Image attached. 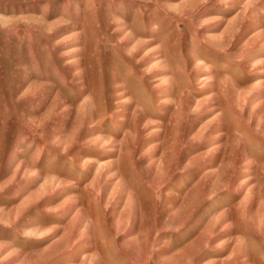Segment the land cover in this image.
Instances as JSON below:
<instances>
[{
	"label": "rangeland",
	"instance_id": "1",
	"mask_svg": "<svg viewBox=\"0 0 264 264\" xmlns=\"http://www.w3.org/2000/svg\"><path fill=\"white\" fill-rule=\"evenodd\" d=\"M0 264H264V0H0Z\"/></svg>",
	"mask_w": 264,
	"mask_h": 264
}]
</instances>
